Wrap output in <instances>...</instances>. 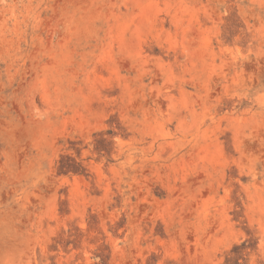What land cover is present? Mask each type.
Here are the masks:
<instances>
[{
    "label": "rangeland",
    "instance_id": "1",
    "mask_svg": "<svg viewBox=\"0 0 264 264\" xmlns=\"http://www.w3.org/2000/svg\"><path fill=\"white\" fill-rule=\"evenodd\" d=\"M0 264H264V0H0Z\"/></svg>",
    "mask_w": 264,
    "mask_h": 264
}]
</instances>
